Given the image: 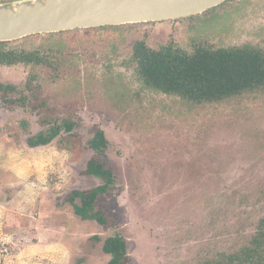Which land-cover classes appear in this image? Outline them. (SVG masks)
<instances>
[{"label":"rangeland","instance_id":"obj_1","mask_svg":"<svg viewBox=\"0 0 264 264\" xmlns=\"http://www.w3.org/2000/svg\"><path fill=\"white\" fill-rule=\"evenodd\" d=\"M82 34L10 42L38 49L52 67L0 65V87L14 88L11 104L0 89V264H108L103 246L113 237L126 241V264L259 261L264 91L204 104L157 92L140 80L132 46L264 49V0L136 24L112 40ZM58 119L74 129L48 146L28 145ZM98 130L108 142L101 155L90 147ZM93 158L115 175L97 208L110 217L107 227L82 220L67 202L103 184L85 173Z\"/></svg>","mask_w":264,"mask_h":264},{"label":"trees","instance_id":"obj_2","mask_svg":"<svg viewBox=\"0 0 264 264\" xmlns=\"http://www.w3.org/2000/svg\"><path fill=\"white\" fill-rule=\"evenodd\" d=\"M230 1V0H229ZM135 25L107 26L88 30H75L50 34L49 37L80 35L92 37L96 41L112 40L114 37L128 35ZM10 42H0V65L13 67L46 66L54 64L37 49L28 51L9 47ZM132 57L137 64L140 80L148 88L157 92L180 96L195 104L217 103L233 98L264 91V49L246 44L229 48H213L199 45L193 52H187L170 42L158 49L152 48L144 40H136L132 46ZM3 99L14 91L11 86L0 87ZM50 122L48 128L28 139L31 148L45 147L53 143L63 132H71L75 124L70 120ZM107 139L102 130H98L90 141V147L98 155L107 149ZM88 176L99 178L103 184L87 191H73L67 202L74 213L84 221H96L108 226L110 217L97 210L100 200L112 192L115 175L98 158H93L85 172ZM264 240V236L260 237ZM261 239H258L261 241ZM105 254L111 256L108 264H126L127 244L122 237H113L105 241ZM246 253V252H245ZM259 261L247 259L240 264H264L263 253L255 251Z\"/></svg>","mask_w":264,"mask_h":264},{"label":"water","instance_id":"obj_3","mask_svg":"<svg viewBox=\"0 0 264 264\" xmlns=\"http://www.w3.org/2000/svg\"><path fill=\"white\" fill-rule=\"evenodd\" d=\"M227 1L229 0L0 1V42L107 26L175 22L202 15Z\"/></svg>","mask_w":264,"mask_h":264},{"label":"bare ground","instance_id":"obj_4","mask_svg":"<svg viewBox=\"0 0 264 264\" xmlns=\"http://www.w3.org/2000/svg\"><path fill=\"white\" fill-rule=\"evenodd\" d=\"M32 3H34V2H32Z\"/></svg>","mask_w":264,"mask_h":264}]
</instances>
